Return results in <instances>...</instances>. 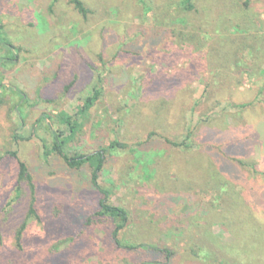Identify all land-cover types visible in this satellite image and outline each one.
<instances>
[{
  "label": "rangeland",
  "instance_id": "374dc122",
  "mask_svg": "<svg viewBox=\"0 0 264 264\" xmlns=\"http://www.w3.org/2000/svg\"><path fill=\"white\" fill-rule=\"evenodd\" d=\"M82 1L0 0V264H264V0ZM62 113L81 126L68 153L135 151L100 183L130 212L122 245L170 259L116 247L89 168L46 158Z\"/></svg>",
  "mask_w": 264,
  "mask_h": 264
},
{
  "label": "trees",
  "instance_id": "16d2710c",
  "mask_svg": "<svg viewBox=\"0 0 264 264\" xmlns=\"http://www.w3.org/2000/svg\"><path fill=\"white\" fill-rule=\"evenodd\" d=\"M71 4L74 6L75 10H77L81 15L87 16L88 14V9L86 8L84 2L82 0H70ZM185 4V9L186 10H193L194 5L192 4V0H184ZM251 0H246L244 2V5L246 8H250ZM0 41H1V36H0ZM6 47H9L11 51L16 50L14 45H11L9 43H6V41L3 43ZM252 47V46H251ZM254 54V53H253ZM252 54V55H253ZM12 59V58H11ZM241 67V66H239ZM242 68V67H241ZM20 96L21 102L25 101V96L23 93L17 92ZM101 97V91L96 90L93 95L89 96L83 105L79 108L77 116H83L86 114V112L91 109L96 102L100 99ZM17 111V109H16ZM19 111V110H18ZM42 119H44L46 122H52L54 117L51 114H44L41 116ZM59 122L61 125H64L67 128V131L65 133L59 132V131H53V129L50 127V131H52L53 135V143L52 147L49 149L47 146L45 147V156L46 158L56 154L60 156L66 163L67 167L72 170V171H79L81 172L84 168H89V174H90V183L91 185L100 192V195L102 196L99 203H98V209L95 211L94 216L96 218H103L107 221H112L114 223V230L112 231V239L114 243L116 244V247L120 248H125L127 250H136L139 251L144 248L150 249L152 252L155 251L156 249H159L161 252H163V255H167L166 259H170L173 254L170 249H167L165 247H152V246H145L144 244H127L125 246L122 245L120 236L123 231L127 229V225L130 220V212L122 207V206H115L113 205L109 198V191L105 189L101 183H100V178H101V173L104 171L105 166L110 159V154H112V150L118 149L121 151H125L127 149H130L131 152L135 153V151L131 148L130 146L126 143H123L121 141H113L109 148H105L99 151H96L92 154H83V153H78L76 152L75 154H70L68 153L66 149V145L71 142V139H74L76 135L80 132V124L78 123V118L76 116H70L66 113H62L59 119ZM26 138V137H25ZM28 139V138H26ZM172 145L176 146V143L174 141H169ZM179 145V144H178ZM109 150V153H108ZM111 151V152H110ZM137 153V151H136ZM138 154V153H137ZM136 154V156H137ZM143 163V162H141ZM20 168V173H19V180H25L28 181L31 184V188L33 190V194H35V185L33 182V178L31 174L29 173L28 167L25 163L20 162L19 164ZM98 192V193H99ZM166 205L168 206L170 204V208L168 210L169 212V223L174 222L173 221V215L172 213L174 212L173 208L176 203V199L173 197H166ZM165 205V206H166ZM165 206L160 205L159 207L155 206V208H160L161 210L165 209ZM29 216H35L39 217L35 208V196L33 197L32 203L29 208ZM149 219V218H148ZM140 220L145 221V217L141 218ZM90 219L88 220V223H85V228L83 231L80 233H85L87 228L91 225L89 222ZM150 223V220H149ZM175 223V222H174ZM176 224V223H175ZM26 228V223L23 224L22 228L19 230L18 235H17V241H18V246L20 249L22 248V239H23V231ZM79 233V234H80ZM73 239V238H72ZM74 240V239H73ZM56 255V254H55ZM53 256V255H50ZM11 261L10 263H12ZM52 263H57L56 256L54 257L53 261L50 262ZM69 264V263H68ZM153 264V263H152ZM158 264V263H154Z\"/></svg>",
  "mask_w": 264,
  "mask_h": 264
}]
</instances>
